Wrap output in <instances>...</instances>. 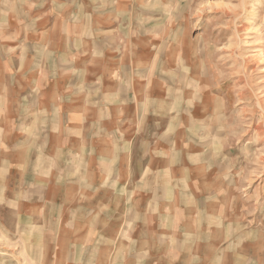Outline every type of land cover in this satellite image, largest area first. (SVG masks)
Instances as JSON below:
<instances>
[{
	"label": "crops",
	"instance_id": "obj_1",
	"mask_svg": "<svg viewBox=\"0 0 264 264\" xmlns=\"http://www.w3.org/2000/svg\"><path fill=\"white\" fill-rule=\"evenodd\" d=\"M134 7L0 0V229L16 246L99 245V264H258L200 207L217 183L209 148L113 56L151 53V35L129 41Z\"/></svg>",
	"mask_w": 264,
	"mask_h": 264
},
{
	"label": "rangeland",
	"instance_id": "obj_2",
	"mask_svg": "<svg viewBox=\"0 0 264 264\" xmlns=\"http://www.w3.org/2000/svg\"><path fill=\"white\" fill-rule=\"evenodd\" d=\"M131 1L128 26L138 37L129 41L139 47L151 35V53L113 56L135 67L130 78L151 83L153 109L181 113L188 141L209 148L217 183L200 207H216L224 225L217 236L229 239L232 254L247 250L264 264V0ZM10 234L0 229V264H99V245L36 249L14 245Z\"/></svg>",
	"mask_w": 264,
	"mask_h": 264
}]
</instances>
